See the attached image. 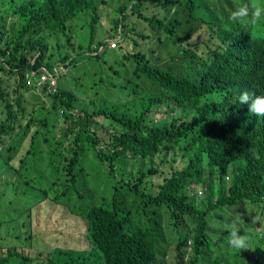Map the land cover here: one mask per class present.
<instances>
[{
	"label": "trees",
	"instance_id": "16d2710c",
	"mask_svg": "<svg viewBox=\"0 0 264 264\" xmlns=\"http://www.w3.org/2000/svg\"><path fill=\"white\" fill-rule=\"evenodd\" d=\"M252 2L229 0V9L226 2H220L219 8H212L215 16H202L197 10L192 14L200 7L195 0H157L156 5L170 15L145 18L155 35L164 33L173 39L185 25L189 40L195 33V24L199 30L208 28L216 46L208 40L205 46L210 50L198 54L180 43L179 56L192 71L187 75L188 71L177 67L164 69L156 65L147 51L137 48L135 34L132 51L127 46L120 49L121 58L133 65L131 73L138 79L136 89L128 95L130 106L123 110V104L112 101L92 112L81 103L84 99L67 89L45 93L49 108L39 105L28 109L25 94L31 91L35 96V83L26 86L25 80H37L38 73L31 72L41 66L52 71L56 64H66L68 52L80 47L75 33H71L79 15L89 16V39H94L98 6L92 0L0 3V166L14 175L7 184L28 195L24 213L27 239L40 237L43 245L49 244L45 255L39 249L34 253L32 246L19 251L1 243L0 264H150L156 256L148 230L127 228L136 225L134 213L152 224L161 221L167 209L175 224L182 223L186 229L175 246L178 264L184 262L187 241L203 244L209 230L228 248L233 223L241 234L250 237L255 230L257 238L251 241L252 258L245 255L249 261L241 264H252L251 260L264 264V236L258 224L249 222V214L264 218L257 209L264 203V117L253 115L246 105L239 104V95L244 91L257 96L264 93V36L253 35L250 27L229 19L230 9ZM137 7L133 3L132 12ZM208 7L209 2L204 3V8ZM138 15L143 17L139 12ZM100 27L110 37L119 32L123 38V33L125 37L128 31L134 32L118 20L112 26ZM144 38L150 39L148 34ZM52 44L58 47L57 54L51 50ZM102 44L98 42L93 51L97 53L95 58ZM112 73L118 76V71ZM42 87L45 91L46 85ZM145 93L148 94L144 96ZM37 110L42 112L39 118L35 117ZM98 116L102 122L96 119ZM59 118L67 126L55 137L50 127ZM31 128V138L23 145ZM100 129L105 133L98 134ZM106 134L105 146L99 145ZM89 149L107 164L112 176L116 177L115 170H121V178L114 179V194L107 206L74 210L71 200L81 194L80 185L86 184L81 158ZM146 157L151 163L159 158L160 163L133 171L134 160ZM164 163L170 165L167 171L161 167ZM31 175L36 176L35 182ZM4 186L6 189L5 180ZM197 186L200 191H195L196 196L202 199L196 206L190 190ZM224 206L239 216L219 219L220 224L211 227L207 215ZM39 210L53 215L60 210L61 216L55 220L62 218V222L41 220ZM73 214L84 220V233L69 230ZM63 232L68 244L85 239L90 248H61L60 244L66 243ZM195 251L199 253L200 249L196 246ZM88 253L91 261L86 260ZM236 255L243 257L244 253L236 251Z\"/></svg>",
	"mask_w": 264,
	"mask_h": 264
},
{
	"label": "rangeland",
	"instance_id": "374dc122",
	"mask_svg": "<svg viewBox=\"0 0 264 264\" xmlns=\"http://www.w3.org/2000/svg\"><path fill=\"white\" fill-rule=\"evenodd\" d=\"M106 6L100 8V19L99 23L104 27L110 26V20L113 22L115 19H120L122 14L119 13L120 7H122L126 0H105ZM143 2L140 5L139 10L143 13L145 17L150 18L152 15L157 17L169 16L161 6L154 5L157 0H142ZM200 4V7L197 10L200 15L204 16L205 14L214 15L215 10L219 8L220 2H226V6L229 9V0H195ZM233 3H239L241 0H231ZM255 2V0H252ZM263 0H259L261 2ZM1 2H5V0H0ZM93 4L98 3L99 0H92ZM136 2V0H133ZM209 2V7L204 8V3ZM213 6L215 10H212ZM239 6H241L239 4ZM238 6V7H239ZM6 8V6H5ZM223 8V6H222ZM231 12L233 11L230 9ZM124 23H126L129 27H132L135 31H140L142 33L148 34L150 39H140L136 38V43L139 44V47H143L145 51L149 53L153 57V61L159 59L157 64L161 67H169L174 65L178 58L180 61L178 64L180 65L181 71H188L187 75L192 73L186 65L185 61L181 59L179 56V44L182 43L188 47V49L192 51H196L198 54H205L208 52L205 42L210 41L215 46L214 39L210 36V32L206 26H203L205 29H197L194 24L195 33L191 37V39L187 40L186 27L185 25H181L177 34L178 37L174 36L173 39L165 35L164 33H160L155 35L146 21L141 18H138L136 14L131 15V10L128 8L124 11ZM218 18L222 16L216 15ZM186 16L183 15V18ZM89 16H85L83 14L79 15L75 18L73 25L71 27V33L80 43V47L75 50H70L68 52V60L70 61L71 67L68 68L69 71L64 75H59L57 77V87L59 89H67L74 92L76 95L84 99L81 103L85 106L90 107L88 112H92L94 110H98L100 107H103L106 103H110L112 101H119L120 104H123V110L130 106L131 99L128 98L129 93L136 89V84L138 83V79L134 77L131 73L133 65L129 62L123 60L121 58L120 51H105L100 52L98 58H93L89 53H92L97 47L98 42L106 40L105 31L100 27L99 24L95 25V33L94 39L90 41V33L91 27L88 23ZM252 34L256 36H264V22L260 25L251 28ZM155 43V46L153 43ZM59 44L63 46V41H59ZM123 45H119L121 49ZM128 48V47H127ZM151 48H155V50L150 51ZM51 50L57 54L58 47L51 45ZM67 50V49H66ZM129 51H132L128 48ZM60 68V66L58 65ZM118 71V76H114L112 71ZM33 75L36 74V71L31 72ZM40 79V74H38ZM56 89V87H55ZM82 91V93H81ZM33 92L35 96L32 95L31 91H27L25 96L29 99L28 109L36 108L37 106H42L45 108L50 107V102L47 99L45 93L43 92V87L41 84H37L35 82V86L33 87ZM78 92V93H77ZM148 93H145L146 96ZM86 99L88 102H86ZM90 100L92 101V105L89 106ZM139 102V100H138ZM32 111V110H31ZM154 112L151 111V114ZM50 115V113H48ZM42 116L41 111H36L35 117L39 118ZM99 122L103 121L102 117H96ZM40 120H42L40 118ZM66 123L59 118L53 127H50L51 134L57 137L58 133H60L65 127ZM42 129L41 127H39ZM17 128L15 131H17ZM42 132H45L42 129ZM33 131L30 129L27 139L22 143L23 145H27L28 141L31 138ZM105 131L100 129L98 134H104ZM56 134V135H55ZM102 139L99 140V145L105 146V141L108 139V135L106 134ZM33 145H36V142H33ZM135 164L133 166V171L137 169L146 170L148 167L156 166L155 162H159V158L151 163L150 158L146 157L139 161L134 160ZM41 165V164H40ZM175 165V164H174ZM81 166L84 168V172L86 175V184L80 185L79 191L81 194L79 196H74L71 200V206L74 207V210L86 209V207H96V206H107V204L111 201L112 195L114 194L113 182L114 179L121 178V170H115L114 176L108 173L107 164L105 162H100L94 155L92 149H89L85 152V154L81 158ZM161 167L166 171L169 169V163L161 164ZM230 170L228 171V177H226V182H230ZM36 175V174H35ZM35 175H31L35 182L37 180ZM156 177L158 175H155ZM149 177V176H148ZM4 180L6 182V189L4 186ZM14 175L4 171L0 166V244L5 243L7 246L15 247L19 251H23L25 247L32 246L33 252L37 251L36 249L43 250L46 255L48 252L47 247L49 244L45 243L43 245V241L40 237H33L32 239H27L29 237V231L26 229L27 221L26 215L24 213L27 210V199L28 195L26 192L15 191L13 187H10L7 182L13 181ZM195 191H200V186H197L194 190L192 188L190 190V194L195 196V205L197 206L201 201V197L199 195L196 196ZM163 208V207H162ZM166 208V207H164ZM54 209V207H52ZM167 209V208H166ZM257 209L261 210L264 213V203L257 207ZM41 220H47L51 222H57V224L62 222V218L59 221L58 219L61 215V211L58 210L53 215L49 212L38 211ZM161 213V209H160ZM233 216H239L238 212H234L227 206H224L222 209H215L211 211L207 215L208 223L211 227H216L220 224L219 219H226ZM70 225L69 230L72 229L77 230L80 233H84L85 230V222L78 215L73 214L70 217ZM145 217L143 215H138V213L133 214V222L136 225L130 226L127 230H148L149 240L151 244L154 246V252L156 258L150 264H178L177 259V251H176V242L180 238L181 235L186 233V229L184 224H180L177 226L175 224V220L170 216V212L167 209L166 213H162L161 221L152 222L146 220L144 222ZM262 227H264V218H262ZM137 225L139 227H137ZM259 225H257L258 227ZM208 239L203 244H197L192 239V244L187 242V248H185L186 255L188 257L184 258V264H241L248 262V258H252L253 250H242L240 253H244L243 257L236 255V250L231 249L230 247L226 248L224 245V240L219 241L220 237L212 234L210 230L207 233ZM62 237L65 238L66 243L60 244L61 248H72V249H88L90 245L87 240H81V242H77L75 244H68V238L65 232H63ZM255 230L253 233V237H251V241H256ZM196 246L200 249L199 253H196ZM4 250V249H3ZM4 252V251H2ZM44 255V256H45ZM248 255V258L245 256ZM86 260L91 261L92 257L90 253L86 254ZM252 264H256L255 261L251 260Z\"/></svg>",
	"mask_w": 264,
	"mask_h": 264
},
{
	"label": "clouds",
	"instance_id": "9594fccd",
	"mask_svg": "<svg viewBox=\"0 0 264 264\" xmlns=\"http://www.w3.org/2000/svg\"><path fill=\"white\" fill-rule=\"evenodd\" d=\"M142 2L143 1L138 3L137 0H136V2H133V0L131 2H128V0H126L125 4L122 7H120V9H119V13L122 14V16L120 19H117V20L121 21L122 24L125 25V23H124V17H125L124 11L128 8V6H129V9L131 10V5L133 3H136L138 7L136 8L137 11L132 12V10H131V13H135L138 17H139L138 12L143 15V13L139 10ZM94 5L98 6V10H100L101 7L106 6V1L105 0H99V2L97 4L94 3ZM124 7H126V9L121 13V9ZM139 18L146 21L145 18H148V17H145L143 15V17H139ZM229 19H230V21H232L234 23H238V24L244 25L246 27L254 28V27L260 25L262 22H264V3H260L259 0H255V2H252V3H245V4L237 7L235 10H233L230 13ZM118 30L120 32L122 31L121 25H119ZM121 41H122V38H121L119 32L117 33V37H114V36L106 37V40L103 41L102 46L99 47L98 53L107 47H110V48L114 49L115 51H118L117 49H118V46L120 45ZM110 42H114L116 44V46L111 47V45L109 44ZM89 54H90V56H95L97 53L92 52ZM178 59L179 60H177L174 65H171V66L166 67V68H164V67H162V68L170 69V68L177 67L178 62L180 61V58H178ZM158 60L159 59H156V61H154V63L156 65H158L157 64ZM58 65L60 66V68L58 67ZM70 67H71V65L68 62L66 64H60V63L56 64L53 67L52 71L45 66H41L38 70H36V74L38 73L41 75V73L43 71H47L49 74H51L53 76L54 79H57V77L59 75H64L65 73H67L69 71L68 68H70ZM159 67H161V66H159ZM56 81L57 80H54V84L50 85V81L44 82L38 78L37 80H25V84H26V86H31L33 83L37 82V84H41L42 86L46 84V85H48V88H49V87H54L56 84ZM49 89L52 90L51 88H49ZM43 92L44 93H54L56 91L52 90V91L48 92L47 89L45 91L43 89ZM260 95L261 96H257V93H255V92L244 91L239 95V104L240 105H246L248 108V111L250 113H252L253 115H255L257 117H264V96H263L264 93H260ZM249 222L252 224H255V225L258 224L259 225L257 227L258 231L260 232V234L262 236H264V227H261L262 221L260 220L259 217L249 214ZM187 242L190 243L189 240ZM227 243L231 249L239 251V252H241L242 250L253 249L252 245H251V237L248 234H241V230L237 226L236 223H233L230 226V230L228 232ZM186 252L187 251H185V257H188L186 255ZM182 264H184V262Z\"/></svg>",
	"mask_w": 264,
	"mask_h": 264
},
{
	"label": "crops",
	"instance_id": "0c3cea01",
	"mask_svg": "<svg viewBox=\"0 0 264 264\" xmlns=\"http://www.w3.org/2000/svg\"><path fill=\"white\" fill-rule=\"evenodd\" d=\"M154 5H156V3H154ZM135 13H131V15L133 16ZM98 15H99V19H100V10H98ZM137 16V15H136ZM153 16H155V15H152L150 18H152ZM138 17V16H137ZM157 17V16H156ZM139 18V17H138ZM157 18H160V17H157ZM162 18V17H161ZM99 19H98V23L97 24H99L100 25V23H99ZM115 20H117V19H115ZM114 20V21H115ZM114 21L112 22L111 20H110V26H112L113 25V23H114ZM125 25H127L126 23H125ZM149 26V25H148ZM104 28V27H103ZM149 28H150V26H149ZM104 30V29H103ZM105 31V34H106V37H110L109 36V34H108V31H106V29L104 30ZM122 32V31H121ZM135 34H138V38H140L141 40L142 39H145L144 38V36L146 35L145 33H142V32H140V31H135L134 30V32H131V31H128L127 32V34H126V36L124 37V33H123V38H122V41L120 42V44L121 45H123V46H127L129 49L130 48H132L133 47V36L135 35ZM140 35V36H139ZM114 37H117V34L114 36ZM77 40V39H76ZM77 42H78V40H77ZM79 43V42H78ZM153 43V42H152ZM80 44V43H79ZM141 48H143L142 46H141ZM114 49H112V48H110V47H107V48H105L104 50H102V51H100V52H105V51H113ZM119 50H120V48H119ZM100 52L98 53V56H99V54H100ZM93 58H95L94 56H92ZM177 68H180V65L178 64L177 65ZM53 70V69H52ZM46 85V84H45ZM55 87H56V89H55ZM49 88H51L52 90H55V91H57V90H61V89H59L58 87H57V81H56V84H55V86L54 87H49ZM48 88V85H46V89H47V91L48 92H50V91H52V90H50ZM78 93V92H77ZM81 93H82V91H81ZM78 95H79V93H78ZM86 102H88V100L86 99ZM92 105V101L90 100V104H89V106H91Z\"/></svg>",
	"mask_w": 264,
	"mask_h": 264
},
{
	"label": "built area",
	"instance_id": "2783aa9c",
	"mask_svg": "<svg viewBox=\"0 0 264 264\" xmlns=\"http://www.w3.org/2000/svg\"><path fill=\"white\" fill-rule=\"evenodd\" d=\"M111 45V47L116 46V44L114 42H110L109 43ZM40 79L41 81H50V85L54 84V78L51 74H49L47 71H43L40 75Z\"/></svg>",
	"mask_w": 264,
	"mask_h": 264
}]
</instances>
